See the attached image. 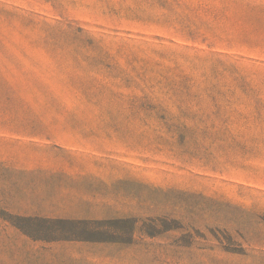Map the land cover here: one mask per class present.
Here are the masks:
<instances>
[{
	"label": "rangeland",
	"instance_id": "374dc122",
	"mask_svg": "<svg viewBox=\"0 0 264 264\" xmlns=\"http://www.w3.org/2000/svg\"><path fill=\"white\" fill-rule=\"evenodd\" d=\"M0 264H264V0H0Z\"/></svg>",
	"mask_w": 264,
	"mask_h": 264
},
{
	"label": "crops",
	"instance_id": "0c3cea01",
	"mask_svg": "<svg viewBox=\"0 0 264 264\" xmlns=\"http://www.w3.org/2000/svg\"><path fill=\"white\" fill-rule=\"evenodd\" d=\"M73 166H76L74 168H72L73 172H71L69 174V176L75 180L74 182L76 181H80V179L83 177V176H88V173H82V172H79V170H81L80 168H78V166H85V165H79V164H73ZM71 193L74 194V195H81L83 194V190H80L79 188L78 189H72L71 190ZM74 200H78L80 198H73Z\"/></svg>",
	"mask_w": 264,
	"mask_h": 264
}]
</instances>
